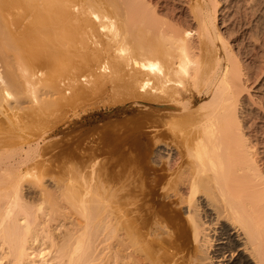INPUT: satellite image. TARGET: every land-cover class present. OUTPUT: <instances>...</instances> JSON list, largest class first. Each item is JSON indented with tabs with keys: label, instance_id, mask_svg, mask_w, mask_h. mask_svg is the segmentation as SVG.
<instances>
[{
	"label": "bare ground",
	"instance_id": "1",
	"mask_svg": "<svg viewBox=\"0 0 264 264\" xmlns=\"http://www.w3.org/2000/svg\"><path fill=\"white\" fill-rule=\"evenodd\" d=\"M0 63L3 115L149 107L43 145L0 119L3 264H264V0H0Z\"/></svg>",
	"mask_w": 264,
	"mask_h": 264
},
{
	"label": "rangeland",
	"instance_id": "2",
	"mask_svg": "<svg viewBox=\"0 0 264 264\" xmlns=\"http://www.w3.org/2000/svg\"><path fill=\"white\" fill-rule=\"evenodd\" d=\"M258 14H259V12H256V16ZM253 17H255V16H253ZM4 70L5 69H3L2 64L0 63V72H1L2 76L4 77V74H5V77H7V73H5L6 71L2 72ZM253 93L254 92L251 90L250 94L252 95ZM38 94L40 95V94H42V92L41 93L39 92ZM12 95L14 96V98L17 96L16 92H14V91H12ZM45 95L46 94H43L41 97L39 96V98H40L39 101H42L41 99H44V97H46ZM46 99H47V97H46ZM45 100H43V101H45ZM22 102H23V100H22ZM30 103H31L30 101L26 100V101H24V103L19 104L20 108H19V106H16L15 109L17 111H19V109H22L19 112H17L13 108V113L15 112L14 114L16 115V117H17V113H18V116H20L19 118H22V119L24 118V120L27 121V122L26 121H24V122H26L27 124L26 125L24 124V126H23L24 128L22 127V129L21 128L17 129V133H16V130H15V132L13 130H11L9 132L14 133V134H18L21 137H22V135H23V137H25L27 135L26 138L29 136L31 138H34V137L40 138V141L45 140V142L42 141V145L44 143H46V141L56 142V141L61 140V138L64 136L73 137L74 135L78 134L81 131L83 132L85 130L86 131L93 130V129H96L98 127H101L102 125L110 124V122L111 123L112 122L113 123L122 122V121L129 119V118H137L143 114L142 112L149 110V107H147L145 105H141V104H136L134 102L133 103H127L125 106L121 105V106H117L114 108L108 107V106L105 107V106H103V104L99 103L98 104L99 106L98 105L95 106L97 108H95V107L91 108L87 112H86V108H85L84 110H76L74 112L67 114L66 116H64V115L61 116V111H56V112L54 111L55 112L54 113L53 111L50 112L47 110V111L42 112L41 114L35 115L36 117H34V115H31L32 114L31 112H30L31 114L28 113L30 109L34 108L32 104H31L32 108L30 107L31 105H28ZM21 104L22 105L24 104V105L22 106ZM7 107H8V109H6ZM7 107L5 105V109L7 111L6 112L4 111L5 112L4 115L2 113H0V119L1 120L6 121V119H7L6 113L10 114V115L8 114V116L14 115L12 113V109L10 108L11 109L10 110L9 106H7ZM29 107H30V109H29ZM91 107H93V106H91ZM26 108H28V110H26ZM23 109H24V111H23ZM56 109H58V108L56 107ZM21 112L22 113L26 112V114H29L31 116L28 115L29 117H27V115L25 114L26 115L25 116L23 113V115L21 117V114H22ZM19 113H20V115H19ZM32 116H33V118L37 119V121L34 120L32 118ZM19 118H18V120H20ZM30 119H32V122H30ZM15 120H17V119H15ZM21 130H22V133H21ZM24 131H26V132L24 133ZM14 134H10V135H12L14 137ZM18 135L16 136V138L17 137L20 138V136H18ZM41 138H44V139L41 140ZM47 138H49V139L47 140ZM145 141L148 145H151V141L148 137L145 139ZM47 184L50 185L51 191H53V192L58 191L55 185L53 186V184H51V183H47ZM47 208H48V206H47ZM49 209H50V207H49ZM59 216L61 217L60 213H59ZM59 219L61 220V226L59 228H57V230H55L56 226L54 224L50 225V228H52V230H55L54 234H55V237H57V238L59 236L61 237L62 234H64L66 229H67V227L65 228L66 225L64 223L63 218L61 217ZM59 219H58V221H59ZM45 245L43 246V248L38 247L37 248L38 251L41 250V248L46 249L48 245L47 244H45ZM105 254H106V252H105ZM1 257H2V255H0V264H3V263H5V261L1 260L3 258V257L2 258ZM103 257L104 258L101 259L100 264H104V262H105V264L107 263V254L105 256L103 255ZM37 264H51V263L50 262L48 263L46 261V258H45V260H43V262L41 260Z\"/></svg>",
	"mask_w": 264,
	"mask_h": 264
}]
</instances>
